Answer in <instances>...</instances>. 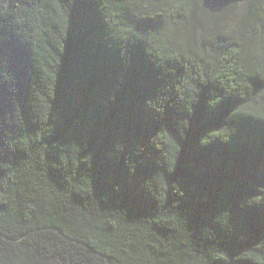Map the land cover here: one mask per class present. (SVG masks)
<instances>
[{"label":"trees","instance_id":"trees-1","mask_svg":"<svg viewBox=\"0 0 264 264\" xmlns=\"http://www.w3.org/2000/svg\"><path fill=\"white\" fill-rule=\"evenodd\" d=\"M0 264H264V0H0Z\"/></svg>","mask_w":264,"mask_h":264},{"label":"water","instance_id":"water-1","mask_svg":"<svg viewBox=\"0 0 264 264\" xmlns=\"http://www.w3.org/2000/svg\"><path fill=\"white\" fill-rule=\"evenodd\" d=\"M230 22L232 23V27L236 28L238 26L239 21L237 19H234V14H231Z\"/></svg>","mask_w":264,"mask_h":264}]
</instances>
